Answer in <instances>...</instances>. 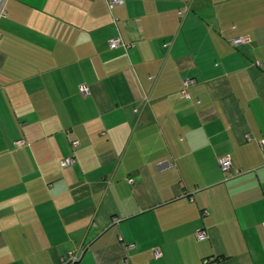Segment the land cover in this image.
<instances>
[{"label":"crops","instance_id":"1","mask_svg":"<svg viewBox=\"0 0 264 264\" xmlns=\"http://www.w3.org/2000/svg\"><path fill=\"white\" fill-rule=\"evenodd\" d=\"M4 9L0 264H264V0Z\"/></svg>","mask_w":264,"mask_h":264},{"label":"built area","instance_id":"2","mask_svg":"<svg viewBox=\"0 0 264 264\" xmlns=\"http://www.w3.org/2000/svg\"><path fill=\"white\" fill-rule=\"evenodd\" d=\"M5 1L6 0H0V17L5 16V9H4ZM106 2H107L109 9H112L113 7H115L117 5L123 4L124 0H106ZM248 42H249L248 37L239 36V37L233 38L230 41V44L232 46H240L243 44H247ZM108 45H109V47H118L121 45L125 46V47L128 46L119 37L110 39L108 42ZM195 83H196V80L194 78H190V77L184 78L182 80V86H181L180 91H179L180 96L183 98H188V96H189L188 88ZM79 89H80L82 94L88 93V88L86 85H81ZM23 143L24 142L21 139L15 141L16 146L23 145ZM71 144H72V146H76L77 141L74 140L71 142ZM72 163H73V158L71 156L65 157L64 159H62L60 161V164L62 166H67V165H70ZM218 165L222 171L229 170L230 167L232 166V162H231L229 155H223V156L219 157L218 158ZM166 167H170V165L167 163H161L160 164V168H166ZM128 181L131 182V179H129ZM195 237L198 240H202L206 237V232L203 229H199L195 232ZM127 247L133 248L134 244L130 243L127 245ZM82 251H83V248H79L78 250L69 253L65 262H69V263L75 262L80 257ZM160 256H161V252L159 249H157V248L152 249V257L153 258H159Z\"/></svg>","mask_w":264,"mask_h":264},{"label":"trees","instance_id":"3","mask_svg":"<svg viewBox=\"0 0 264 264\" xmlns=\"http://www.w3.org/2000/svg\"><path fill=\"white\" fill-rule=\"evenodd\" d=\"M19 139H21V140H23V145H20V146H16L15 145V141H17V140H19ZM19 139H16L15 141H13V143H12V148L13 149H21V148H23V147H25V146H27L28 145V143L26 142V140L25 139H23V138H19ZM74 141V140H73ZM72 142V141H71ZM70 142V143H71ZM77 146V145H76ZM76 146H72V144H71V147L72 148H75ZM72 158H73V156L72 155H70ZM66 157H68V156H66ZM64 159V158H63ZM73 162H74V159H73ZM73 164V163H72ZM72 164H70V165H72ZM67 166H69V165H67ZM130 244V243H129ZM66 261V260H65Z\"/></svg>","mask_w":264,"mask_h":264}]
</instances>
